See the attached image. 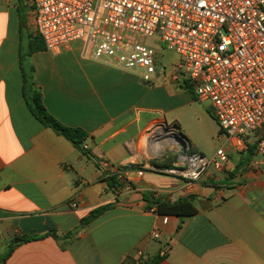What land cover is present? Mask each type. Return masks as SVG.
<instances>
[{
    "label": "crops",
    "instance_id": "1",
    "mask_svg": "<svg viewBox=\"0 0 264 264\" xmlns=\"http://www.w3.org/2000/svg\"><path fill=\"white\" fill-rule=\"evenodd\" d=\"M178 61L161 60L166 70L146 83L95 61L81 40L48 51L29 1L0 0V257L15 236L40 237L0 264H264V157L250 154L254 134L226 135L221 173L187 181L151 169L174 167L183 143L204 155L174 125L195 103L171 80ZM37 96L58 123L86 133L83 150L34 115ZM162 136L170 140L157 143ZM184 198L194 216L151 212Z\"/></svg>",
    "mask_w": 264,
    "mask_h": 264
},
{
    "label": "built area",
    "instance_id": "2",
    "mask_svg": "<svg viewBox=\"0 0 264 264\" xmlns=\"http://www.w3.org/2000/svg\"><path fill=\"white\" fill-rule=\"evenodd\" d=\"M28 1L33 29L48 51L81 40L95 61L146 83L159 68L166 70L159 50L144 43L157 36L166 51L179 56L171 80L209 101L230 139L254 134L255 153L264 157V0ZM182 148L174 167L151 169L197 181L210 168L223 172L228 161L224 148L212 158L186 143ZM102 166L109 169L108 163Z\"/></svg>",
    "mask_w": 264,
    "mask_h": 264
},
{
    "label": "rangeland",
    "instance_id": "3",
    "mask_svg": "<svg viewBox=\"0 0 264 264\" xmlns=\"http://www.w3.org/2000/svg\"><path fill=\"white\" fill-rule=\"evenodd\" d=\"M144 43L159 50L164 56L163 64L168 63L169 59L177 60L179 58V56L166 51L157 36L146 38ZM194 98V104L176 113L177 123L174 125L178 132L189 140L192 148L211 158L219 148L224 146L227 136L222 132L212 113L211 103L209 101L201 102L195 96ZM179 133L177 134L179 135ZM169 140L170 137L164 136L156 142L164 143Z\"/></svg>",
    "mask_w": 264,
    "mask_h": 264
},
{
    "label": "trees",
    "instance_id": "4",
    "mask_svg": "<svg viewBox=\"0 0 264 264\" xmlns=\"http://www.w3.org/2000/svg\"><path fill=\"white\" fill-rule=\"evenodd\" d=\"M189 89V87H188ZM35 107L33 108V113L34 115L43 122L44 125L47 127L52 128L57 134L64 136L67 138L69 141H71L77 148L83 150L82 145L84 140L86 139V133L82 131L81 129H74V128H68L60 123H58L52 116H50L43 104L41 103L40 97L37 96L35 97ZM222 130V129H221ZM222 132H224L222 130ZM255 146H252L250 148V154H252ZM111 186H115V179L111 178ZM157 207L155 212L158 215L161 216H179V217H191L194 216L197 213V209L193 204V199L192 198H184L181 200H178L177 202L169 203L165 201H158L156 203ZM108 207H103L94 210L91 212V214L84 218L81 222L80 229L88 226L90 223H92L96 218H98L104 211L107 210ZM49 236H53L57 238V235L54 231H51ZM72 235H67L66 239H70ZM40 238L39 236H15L11 242L10 248L8 252L6 253L5 256L0 257V262L5 261L12 253L13 249L21 244V243H26L31 240H35ZM163 257H157L155 258L151 264H158V262L162 259Z\"/></svg>",
    "mask_w": 264,
    "mask_h": 264
}]
</instances>
